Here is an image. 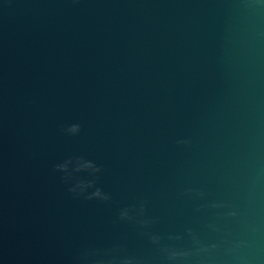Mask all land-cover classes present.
Here are the masks:
<instances>
[{
  "label": "water",
  "instance_id": "water-1",
  "mask_svg": "<svg viewBox=\"0 0 264 264\" xmlns=\"http://www.w3.org/2000/svg\"><path fill=\"white\" fill-rule=\"evenodd\" d=\"M139 200L182 264H264V0H0V264H163Z\"/></svg>",
  "mask_w": 264,
  "mask_h": 264
},
{
  "label": "clouds",
  "instance_id": "clouds-1",
  "mask_svg": "<svg viewBox=\"0 0 264 264\" xmlns=\"http://www.w3.org/2000/svg\"><path fill=\"white\" fill-rule=\"evenodd\" d=\"M63 131L67 135L77 136L81 132V126L79 124H71L65 127ZM179 143H186V141H179ZM69 163H71L70 160L63 164L55 165V170L68 174ZM75 171L88 172L89 178L77 179L68 187V192L73 197L83 198L87 201L95 200L104 204H109L112 201V195L98 186L99 175L103 172L102 167L92 161L78 158ZM70 178V174L62 177L65 182H68ZM195 195L202 197L204 194L196 192ZM117 221L130 225L139 236L146 238L159 254L163 264H182V261L189 256L188 251L176 247L173 243L181 239L180 236L172 234L164 236L152 230L156 220L149 215L148 201L146 200H139L131 205L120 208ZM191 234V230H189V235ZM85 255L96 256V264H146L144 258L129 253L123 244H114L110 248L105 249L102 254L86 253Z\"/></svg>",
  "mask_w": 264,
  "mask_h": 264
}]
</instances>
